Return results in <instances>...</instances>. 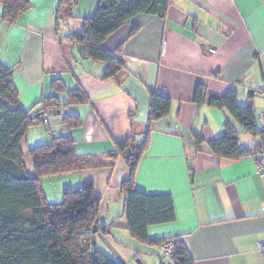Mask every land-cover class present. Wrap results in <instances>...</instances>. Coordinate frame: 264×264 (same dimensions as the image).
<instances>
[{
    "label": "crops",
    "instance_id": "obj_1",
    "mask_svg": "<svg viewBox=\"0 0 264 264\" xmlns=\"http://www.w3.org/2000/svg\"><path fill=\"white\" fill-rule=\"evenodd\" d=\"M96 2L78 0L72 18L58 32V0H30V9L15 23L0 19V59L13 69L20 107L29 110L52 94L54 78L70 89L82 88L88 103L66 108L81 121L71 129L79 154L113 151L115 142L130 135L140 140L150 126L134 187L148 196L170 197L173 216L148 224V239L177 238L193 264H264L259 256L264 249V174H256L246 154L218 157L207 144L220 136L226 121L241 131L240 147L253 143L246 138L250 134L226 109L196 105L193 100L198 84L216 95L234 89L236 103L252 108L259 125L257 115L264 111V101L254 90L264 86V0H169L164 18L135 16L103 43L124 62L116 77L108 80L101 78L105 64L87 59L69 38L79 30L80 19L94 13ZM150 92L168 96L170 109L148 125ZM46 120L62 128L59 116L46 114ZM194 133L203 138L199 150ZM47 139L43 125L26 134L22 149L30 176L34 171L27 150ZM104 162L58 175H67L68 184L58 189L61 193L64 186L84 180L94 183L100 197L97 227L108 228L105 235L94 234V248L123 264H138L137 259L144 264H175L164 256L163 243H145L132 235L119 187L128 177V166L121 158ZM120 202L121 215L119 209H111Z\"/></svg>",
    "mask_w": 264,
    "mask_h": 264
},
{
    "label": "trees",
    "instance_id": "obj_2",
    "mask_svg": "<svg viewBox=\"0 0 264 264\" xmlns=\"http://www.w3.org/2000/svg\"><path fill=\"white\" fill-rule=\"evenodd\" d=\"M78 0H58L55 27L71 19V9ZM0 19L15 23L20 14L30 9V0H0ZM169 0H97L94 13L80 19V28L69 34L72 42L81 46L85 57L105 64L101 78H115L124 62L103 47L104 41L137 15L164 18ZM138 26L132 29L137 30ZM52 94L42 97L29 110L19 105L14 85L13 69L0 59V264H123L92 247V228L97 225L100 197L95 194L92 180L66 187L61 203H48L40 183L42 178L58 176L88 168L103 166L105 160L121 158L129 174L120 183L129 229L145 243L161 245L166 240H150L148 224L171 220L172 201L165 195L148 196L134 187V173L148 144L150 126L142 139L130 135L115 142L113 151L101 154H79L71 129L80 125L78 115L64 113L69 105L86 104L88 96L82 88L70 89L59 78L52 79ZM194 103L226 109L241 130L258 139L252 144H264V132L256 124L249 106L236 103V90L222 95L206 93L202 84L194 90ZM38 108V109H36ZM170 98L150 92L148 125L168 115ZM46 114L58 115L59 125L46 123ZM43 125L49 141L27 150L34 174L26 169L22 143L31 127ZM237 130L226 121L220 136L207 142L209 151L223 158L247 155L250 145L240 147ZM196 150L202 137L194 133ZM107 226L97 227L105 235ZM170 240V239H168ZM171 258L175 264H193L186 248L177 238H171Z\"/></svg>",
    "mask_w": 264,
    "mask_h": 264
},
{
    "label": "built area",
    "instance_id": "obj_3",
    "mask_svg": "<svg viewBox=\"0 0 264 264\" xmlns=\"http://www.w3.org/2000/svg\"><path fill=\"white\" fill-rule=\"evenodd\" d=\"M254 94L260 96L264 101V86L254 90ZM258 127L264 132V111L257 115ZM247 156L251 157L253 164H255V172L258 175L264 174V144H252L248 149ZM172 242L166 241L161 245L164 256L169 257L172 254ZM261 260L264 261V249L259 255Z\"/></svg>",
    "mask_w": 264,
    "mask_h": 264
},
{
    "label": "rangeland",
    "instance_id": "obj_4",
    "mask_svg": "<svg viewBox=\"0 0 264 264\" xmlns=\"http://www.w3.org/2000/svg\"><path fill=\"white\" fill-rule=\"evenodd\" d=\"M258 102L261 104V99H259ZM238 105L245 106L244 104H238ZM64 113H68V112L65 110ZM55 117H58V115H55ZM51 127L52 128L53 127L54 128H57L55 124H52ZM54 130L56 132H58V130H56V129H54ZM32 138H33V135H30V140ZM246 138L251 139V142H257L258 141V139L256 137L251 136V135H247ZM49 140L50 139L48 137V139L45 142H40V143H37V144L46 143ZM37 144H35V145H37ZM35 145H33L32 147H34ZM32 147H30V148H32ZM23 152H24V150H23ZM69 173H74V172H69ZM65 176H67V175H62V177L53 176V177H48V178H42L41 181H40V183L42 185V188H43V191L45 193V196L51 198L53 204H55V203H61L62 202L63 196H62L61 190L59 192L58 189H59V187H61L62 184H68L66 182V180L64 179V178H66ZM78 185H80V184H78ZM78 185H76V186H78ZM64 187L66 188V187H71V186H64ZM121 205H122L121 202L120 203H115V207H113L111 209H119V215H121V210H122L121 209ZM107 241H108V239H107Z\"/></svg>",
    "mask_w": 264,
    "mask_h": 264
},
{
    "label": "water",
    "instance_id": "obj_5",
    "mask_svg": "<svg viewBox=\"0 0 264 264\" xmlns=\"http://www.w3.org/2000/svg\"><path fill=\"white\" fill-rule=\"evenodd\" d=\"M96 232H97V225L94 224V226H93V228H92V233L95 234ZM91 244H92V247L95 246V240H94L93 237H92V239H91ZM137 263H138V264H144V263H143L142 261H140L139 259H137Z\"/></svg>",
    "mask_w": 264,
    "mask_h": 264
}]
</instances>
